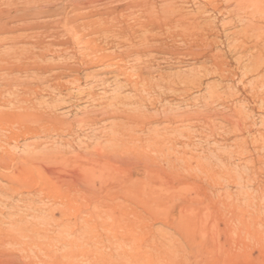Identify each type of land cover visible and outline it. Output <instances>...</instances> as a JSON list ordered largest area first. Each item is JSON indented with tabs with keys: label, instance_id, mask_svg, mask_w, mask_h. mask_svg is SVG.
Wrapping results in <instances>:
<instances>
[{
	"label": "rangeland",
	"instance_id": "374dc122",
	"mask_svg": "<svg viewBox=\"0 0 264 264\" xmlns=\"http://www.w3.org/2000/svg\"><path fill=\"white\" fill-rule=\"evenodd\" d=\"M127 1L98 0L97 6L75 13H86L85 19L103 27L115 23V17L93 10ZM177 2L185 17L225 27L208 33L207 42L178 41V59L152 47L146 55L125 57L122 48L97 40L82 61L69 60L73 69H53L63 74L40 81L34 74L37 63L75 56L71 46H52L39 55L31 47L38 29L23 26L35 18L0 26V155L5 160L0 168V264H264V96L258 95L264 92V71L254 76L249 70L258 51L230 47L226 36L243 26L228 17L234 0ZM125 19L132 28H143L132 17ZM25 35L31 41H24ZM211 46L212 53L225 57L229 71L224 70V78L212 73L206 59ZM17 50L28 55L19 56ZM149 59L153 68L140 81L135 67ZM167 79L184 80L180 91L165 88ZM128 81L138 89L147 81L154 90L134 97ZM117 97L132 101L118 104L126 112L147 115L124 126V137L131 136L125 144L107 140L124 113L116 109L114 116L112 109H101ZM209 110L216 114L210 123L204 119ZM165 114L178 118L164 120ZM39 116H56L63 123L45 119V126L37 125L32 118ZM174 136L178 143L171 146L167 140ZM46 154L57 156L59 172L21 169L27 165L24 158Z\"/></svg>",
	"mask_w": 264,
	"mask_h": 264
},
{
	"label": "bare ground",
	"instance_id": "6f19581e",
	"mask_svg": "<svg viewBox=\"0 0 264 264\" xmlns=\"http://www.w3.org/2000/svg\"><path fill=\"white\" fill-rule=\"evenodd\" d=\"M104 1H106V0H104ZM113 1H121V0H113ZM96 2H98V0H6V1L0 0V16H6L7 17L6 20L2 19V21H0V26L5 27L6 24L9 23L10 21L13 22V21H16L18 19L24 20L25 18L26 19L35 18L34 22L31 21L30 24H26V25L24 24L23 25V26H27V27L31 26L35 29H38L37 33L33 32L36 34L33 36L34 40H32V41L30 40V37L25 35L26 40H24V41L29 42V40H30L31 41V47L38 48L39 53H40V52H42V50H48L52 46H60V47H64V48H69L71 46V48L73 49V54L75 56H73L72 54H70L68 56H64L63 60L61 62H56V63L55 62L50 63V62H46V61L43 63H42V61H41V63H39V62L37 63L36 70H35L34 74L36 75V79H39V81L42 79L44 80L45 78H47L49 76L57 78L58 76L63 74V72H59V71L52 73L51 71L53 69H56V68H58V69L59 68L73 69V64L69 60L74 59L75 57H78V59L80 61H82V57H84L85 54L88 55L90 53V51H92L94 49L92 46V43L97 41V40H99L100 42H104L105 45L108 47L122 48L123 51L125 50L123 52L125 57L126 56L130 57L132 55L133 56H135V55H138V56L146 55V54H148V52L150 50L149 47H152L151 48L152 50L153 49L157 50V51L159 50L160 52H163L165 54H169L172 57L175 56L174 58L178 59L177 55L180 54L179 53L180 48L178 49L179 45L177 44L178 41L188 42V43L189 42L192 43L193 41H200V42L205 41V42H207L209 40L208 39V33L215 32V31H217V33H221L220 27L221 28L225 27V25H222V26H217V28H215V26H210L209 24L207 26V24H205L204 21L203 22L198 21L196 19L197 17L192 18V19L190 16L185 17L184 14H186V13H184V14L182 13V10H181L182 8H180L179 5L177 4L178 3L177 0H128L127 2L120 5L119 7L118 6L113 7V5L109 7V6L105 5L104 8H101V7L97 8V9L95 8V10H93V11H95L98 14H99V12H100V14H102L104 12L107 16H114L115 17V23H112V24L110 23L109 25L107 24L103 27L100 25L101 26L100 27L99 22L97 20L85 19V17H87L86 13H75L76 11L80 10L81 8H85V7L87 8V6L90 7V5H92V4H93L92 7L94 5L97 6ZM117 4H118V2H117ZM114 5H116V4H114ZM138 6L140 7L139 12L135 13L133 11V9H134V7H138ZM100 8H101V10H100ZM89 11H90V9H88L87 12H89ZM72 14H74V15H72ZM227 14H228V17H235L239 21H243V26L241 27V29L237 33L234 34V32H232L226 36V38L228 40L230 39V41H232L230 43L231 49H233V51H237V50H241V49H247L249 47L257 48L256 50L258 51V53L256 56H253V58H255L254 59L255 61L254 60L251 61V62H254V64L251 65V67H250L251 69L249 68V70L252 73H254V76H256L260 73L263 74L264 58H261V52H263V49H264V0H248V1H246V0H234L233 9L228 11ZM119 15H121V17L123 16L124 18L122 17V19H119L118 18V17H120ZM189 15H190V13H189ZM125 17H132L134 19V21H136L137 23H140L143 28H141L139 30H143V32L138 33L139 30L132 28V26H131L132 22H130L131 24L129 25V22L127 23V19H125ZM144 19H146V20L143 21ZM140 21H143V23ZM106 22H108V21H105V23ZM137 23H135V24H137ZM6 28L4 30L5 32L8 30V28L7 29ZM1 31H3V30L1 29ZM16 37L17 38L15 39V41H19L18 36H16ZM21 37L24 38V36H21ZM44 37H50V39L49 40L47 39V41H46V40H44ZM86 37L88 39H86ZM20 41H22V40H20ZM13 42H14V40H13ZM209 43H210V45H212L213 41L210 39ZM18 47H20V46L18 45ZM14 49L16 50V48H14ZM208 49L209 50H207V52H210V54L207 57L206 56L205 57H206V59H208L211 62L210 66L213 68L212 73L214 72V74H218V75H220V77L224 78V76H223L224 70L229 71L227 69L228 66L225 64V61H224L225 57L224 58L221 57L220 54H218V53H212V46L210 48L208 47ZM27 50L29 51V49H27ZM27 50H24V51H18L17 50L18 52H16V53H19V56L23 55V54L28 55ZM41 54L42 53H40L39 55H41ZM3 56H5V55H3ZM11 56L14 57L15 55L13 54ZM18 59L20 60V58H18ZM151 62H152V60L149 59L145 62H141V64H137V66L135 67L136 68V77L140 81L143 80L141 77L143 72H150L152 70L154 64ZM14 63H16V62H14ZM6 64L7 63H5L4 65H6ZM10 64H12V63H10ZM14 65H16V64H14ZM239 65H240V62H239ZM10 71H12V70H10ZM45 72H51V74L46 76V77H42L41 75L44 74ZM119 72L122 73L121 70H119ZM205 72H207V71H205ZM196 73H198V72L196 71ZM208 73H210V72H208ZM128 78L129 77H126L125 79L128 80ZM3 80H5V79H3ZM180 81H184V80L167 79L165 81L166 85L164 84L165 88H167L169 90H173V91H180V88H181L179 85ZM16 82H17V84L19 83V85L21 83L27 85V83L25 81L22 82L20 80H17ZM214 84H215V82H214ZM155 85H159V84H155ZM127 87H128V89H130L133 92L134 97L138 96L140 94L139 91L150 92L151 90H154V85L147 83V81H146L145 85L143 84L140 89H138L136 86H134L130 81H128ZM27 88H29V87H27ZM17 94H19V93H17ZM239 95H241V94H239ZM258 95L264 96V92H261ZM209 96H210V98H212L213 94L209 95ZM236 97H238V96H236ZM217 98H219V96ZM255 98H257V96ZM24 100H26V99L24 98ZM130 102H132V101L129 98L117 97L116 101L114 103H112L111 105L107 104L106 107L104 106L103 108H101L104 113H106V111H110L112 109L113 115L116 113V112H114V111H117L116 109H120L118 111V113L120 112L119 114L124 113V115H122V116H124L123 120H121L119 123L112 125V130H113L112 131V137H108L107 140L119 141L123 144H125V142H131L130 141L131 136L124 137V135H125L124 126L127 125L128 123H132V122L135 123V122L141 121L143 118L146 119L147 115L143 111L142 112L138 111L136 113H128L124 110V108H120L118 106V104H124V103H130ZM21 106H22V104H21ZM109 106L112 108H109ZM226 106H227V104H226ZM23 108L25 109V106ZM214 111L209 110L205 113L206 116L204 119L209 121V123H210V120H212L214 118V116L216 115L214 113ZM24 114L26 115L27 113L25 112ZM31 115L32 114H30L28 116H31ZM106 115H108V113ZM171 118L174 119V122H175V119L178 118V116L177 115H175V116L169 115L168 116V114L164 115V120H172ZM182 118H183V116H182ZM221 118H223V117L221 116ZM236 118H237V116H236ZM32 119H34L33 120L34 123H36L37 125L42 124V126H45L43 124L45 119H47L48 121H54L53 123H60V122L63 123L62 119L56 118V116H53V118H52V116H49L47 118L39 116V118L35 117ZM227 119H228V116H227ZM29 120L32 121L31 118ZM185 120H187V119H185ZM23 125H25L24 122H23ZM167 126H169V125L165 124V127H167ZM171 127H173V126H171ZM25 128L27 130L29 129L27 123L25 125ZM161 128H164V127H161ZM33 132H35V131H33ZM147 137L149 138V135ZM140 138L141 137L139 136L138 139H140ZM172 138H173V140H170V139L167 140V143H169L171 146L178 143L177 137L174 136ZM147 143L154 145L153 143H155V140L148 139ZM83 156H85V155H83ZM136 156H138V155L136 154ZM55 157L57 158V156H54L53 154L52 155L46 154V155H43L39 158L37 157L38 159L35 157H30V158L28 157L25 159L22 156V158H24V160H25V162L23 161L24 165H25V163H27V165L22 166L21 169L23 171H26V170H28L27 167H29V169H32V168L34 170L40 169L43 172L53 174V173L57 172V170H58L57 169L58 167H54V165L56 164V161H57ZM86 157L89 158V156H86ZM86 157H83V158H86ZM103 157H105V156H103ZM92 158H95V157H92ZM5 159H7V158H5ZM136 159H137V157H136ZM9 160H10V158H9ZM39 160L41 161L40 164L38 163ZM96 160H98V159L96 158ZM104 160H106V159H104ZM4 161L5 160H4L3 156L0 155V168H3V165L5 164ZM101 161H102V159H101ZM101 165H102V163H101ZM55 166H57V164ZM92 166H94V165H92ZM92 166L90 168H92ZM16 167H19V165ZM82 167H81V169H82ZM86 168H88V167H86ZM90 168H88L87 170H89ZM84 169H85V167H84ZM84 169H83V171L82 170L81 171L85 172L86 170H84ZM94 169H96V167ZM98 169H100V167ZM98 169H97V171H98ZM58 172H59V170H58ZM75 174H76L75 177H77L78 174L77 173H75ZM88 174L89 173L84 174V175L86 176ZM97 175H98V173H97ZM82 177H83V175H82ZM88 177L91 178L90 175L87 176V179H88ZM73 179H76V178H73ZM96 179L97 178H95V180ZM76 181H78V179L74 180V182H76ZM89 182H90V180H89ZM98 182H100V180H98ZM103 182H104V180H103ZM92 183H94V182L92 181ZM103 184H105V183H103ZM112 184H113V182L110 183V186ZM113 186H115V185L113 184ZM10 187L13 188V186H11V185H10ZM84 187L80 186V188H84ZM72 188H75V186ZM116 188L111 189V190H116ZM101 189H103V188H101ZM106 189H105V191H107ZM86 190H87V188H86ZM89 190H90V188H89ZM92 190H94V189H91L90 191H92ZM122 190L125 191V189H122ZM80 192H82V191H80ZM93 192H95V191H93ZM127 192L125 191L126 194H128ZM76 193H78V190ZM90 193H92V192H90ZM96 193H98V192H95V194ZM128 197H130V196H128ZM122 205H124V204L122 203Z\"/></svg>",
	"mask_w": 264,
	"mask_h": 264
}]
</instances>
